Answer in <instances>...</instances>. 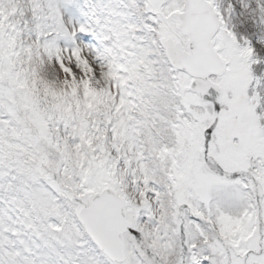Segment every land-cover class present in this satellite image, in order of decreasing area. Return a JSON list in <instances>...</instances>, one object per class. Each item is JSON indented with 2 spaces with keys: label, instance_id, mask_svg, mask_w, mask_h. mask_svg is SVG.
I'll use <instances>...</instances> for the list:
<instances>
[{
  "label": "snow or ice",
  "instance_id": "6c2138e0",
  "mask_svg": "<svg viewBox=\"0 0 264 264\" xmlns=\"http://www.w3.org/2000/svg\"><path fill=\"white\" fill-rule=\"evenodd\" d=\"M0 264H264V0H0Z\"/></svg>",
  "mask_w": 264,
  "mask_h": 264
}]
</instances>
